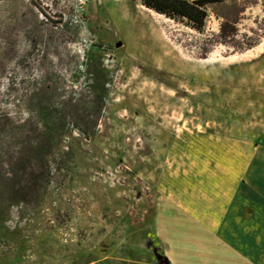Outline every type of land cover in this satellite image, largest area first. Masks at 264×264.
Instances as JSON below:
<instances>
[{"label": "rangeland", "instance_id": "374dc122", "mask_svg": "<svg viewBox=\"0 0 264 264\" xmlns=\"http://www.w3.org/2000/svg\"><path fill=\"white\" fill-rule=\"evenodd\" d=\"M204 7L196 32L141 0H0V264H196L264 228V0ZM33 131L46 180L15 201Z\"/></svg>", "mask_w": 264, "mask_h": 264}, {"label": "trees", "instance_id": "16d2710c", "mask_svg": "<svg viewBox=\"0 0 264 264\" xmlns=\"http://www.w3.org/2000/svg\"><path fill=\"white\" fill-rule=\"evenodd\" d=\"M223 0H141L142 5L153 12L164 16L165 18L185 23L186 26L196 32H202L207 17L205 7L208 3H220ZM34 132L31 139L32 147L29 146V156L25 162L19 160L14 163L13 180L18 176H27L25 185H17L15 195L18 196L15 201L25 202L27 191H36L41 183L46 180L47 168L44 156L50 148L49 137L41 132ZM25 164V165H24Z\"/></svg>", "mask_w": 264, "mask_h": 264}, {"label": "crops", "instance_id": "0c3cea01", "mask_svg": "<svg viewBox=\"0 0 264 264\" xmlns=\"http://www.w3.org/2000/svg\"><path fill=\"white\" fill-rule=\"evenodd\" d=\"M254 218L252 214L249 229L236 231L234 249L224 242L216 248L210 245L208 250H204L203 259L196 260V264H264V228H259V222ZM176 264L186 263L177 261ZM187 264L194 263L188 261Z\"/></svg>", "mask_w": 264, "mask_h": 264}, {"label": "built area", "instance_id": "2783aa9c", "mask_svg": "<svg viewBox=\"0 0 264 264\" xmlns=\"http://www.w3.org/2000/svg\"><path fill=\"white\" fill-rule=\"evenodd\" d=\"M74 264H79V262H76ZM86 264H96L95 262H89V263H86Z\"/></svg>", "mask_w": 264, "mask_h": 264}]
</instances>
